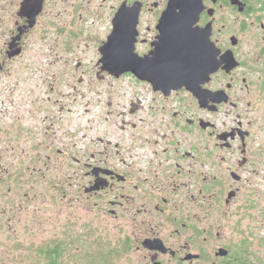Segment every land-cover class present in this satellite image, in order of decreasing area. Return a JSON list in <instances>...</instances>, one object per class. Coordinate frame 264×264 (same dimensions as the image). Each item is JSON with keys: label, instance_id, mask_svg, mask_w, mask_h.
Masks as SVG:
<instances>
[{"label": "flooded vegetation", "instance_id": "af4514ba", "mask_svg": "<svg viewBox=\"0 0 264 264\" xmlns=\"http://www.w3.org/2000/svg\"><path fill=\"white\" fill-rule=\"evenodd\" d=\"M22 1L0 15V74L40 29L54 60L76 61L74 72L87 74L92 45L90 75L136 86L112 121L113 102L101 106L88 128L100 132L84 133L82 151L54 134L59 100L35 106L37 89L25 87L21 105L0 115V264H264V233L262 261L252 245L255 219L264 225V0H202L196 32L179 38L198 47L206 30L197 63L221 66L194 74L195 91L100 69L117 26L119 47L169 60L162 17L171 0H43L31 28ZM16 37L21 52L9 57Z\"/></svg>", "mask_w": 264, "mask_h": 264}, {"label": "rangeland", "instance_id": "374dc122", "mask_svg": "<svg viewBox=\"0 0 264 264\" xmlns=\"http://www.w3.org/2000/svg\"><path fill=\"white\" fill-rule=\"evenodd\" d=\"M12 0H0V15H4L11 8ZM40 28V27H39ZM35 29L25 44V50L21 57L12 61L8 66V72L0 74V115L5 111L13 110L21 105V94L25 87L37 89L33 94L36 102L48 96L52 100H59V107L53 108L52 130L58 136L74 141L76 150L82 151L85 147L83 134L90 133L97 135L100 127L95 123L91 129L85 126L86 116L83 112L84 106L89 102L90 116L95 118L98 109L105 102H113L112 107H108L105 114L108 122L112 121L111 112H118L122 109L127 100L131 98L135 85L130 77H123L111 81L109 78L100 81L96 76L90 75L94 68L92 56L96 49L92 45L85 51L88 55L84 59L83 67L86 75L81 72H74L76 61L70 66L62 63L63 54L60 52L58 61L54 60L51 35H46ZM3 35L0 33V47L3 43ZM101 66V64H100ZM73 73H77L73 76ZM79 73H81L80 76ZM83 79V80H81ZM81 80V81H80ZM24 81H26L24 83ZM136 86V85H135ZM64 107L66 115L59 112L60 107ZM40 117L45 112L40 110ZM6 121V120H2ZM262 201H260L256 212L260 218L264 219V161H262ZM254 250L262 261V233L264 225L260 224L258 218L255 219Z\"/></svg>", "mask_w": 264, "mask_h": 264}, {"label": "water", "instance_id": "95a60500", "mask_svg": "<svg viewBox=\"0 0 264 264\" xmlns=\"http://www.w3.org/2000/svg\"><path fill=\"white\" fill-rule=\"evenodd\" d=\"M43 0H23L21 10L28 18L26 28L36 25V19L41 11ZM178 8L181 11H176ZM204 5L202 0H171L170 7L164 13L162 22L164 21L165 34L170 36L167 48L170 51L169 60L160 61L152 57H139L134 53L133 46L116 47L122 45L120 34L114 31L105 45L100 48L101 71L108 72L115 77H120L125 73H132L139 79L150 82L155 89H172L180 86H186L191 90H197V83L201 79L194 78V74L199 76L203 70L205 73L216 72L221 64H215L213 67L205 64L197 63L201 58V51L204 50L209 33L203 30L202 36L205 37L200 46H185L179 38L182 32L195 33L193 28H189L190 21L194 24L198 21ZM163 25V24H162ZM194 26V25H193ZM184 30V31H183ZM195 31V32H194ZM23 33L21 31L20 35ZM19 35V36H20ZM14 38L9 44V57L17 56L21 52L18 47L17 40ZM133 44V42H132ZM191 59H195L192 64ZM229 60L225 62L228 64ZM195 69H198L197 71ZM201 69V70H200ZM203 81V80H202Z\"/></svg>", "mask_w": 264, "mask_h": 264}, {"label": "built area", "instance_id": "2783aa9c", "mask_svg": "<svg viewBox=\"0 0 264 264\" xmlns=\"http://www.w3.org/2000/svg\"><path fill=\"white\" fill-rule=\"evenodd\" d=\"M133 86H134V90H135V85L133 84ZM133 90V91H134ZM132 91V92H133ZM101 108V107H100ZM100 108L98 109V111H97V113H96V115H95V118H91V116H90V111H91V109L89 108V102H87L86 104H85V106H84V109H83V112H84V114H85V116H86V122H85V126L87 127V128H89L93 123H94V121L97 119V116L99 115V113H100ZM63 116H65L66 115V111L64 110L62 113H61ZM84 135V134H83Z\"/></svg>", "mask_w": 264, "mask_h": 264}, {"label": "snow or ice", "instance_id": "6c2138e0", "mask_svg": "<svg viewBox=\"0 0 264 264\" xmlns=\"http://www.w3.org/2000/svg\"><path fill=\"white\" fill-rule=\"evenodd\" d=\"M193 25H194V21H190L189 24H188V27L191 28V27H193ZM118 31H119V26H117V32ZM116 47L118 49L119 45L117 44Z\"/></svg>", "mask_w": 264, "mask_h": 264}]
</instances>
